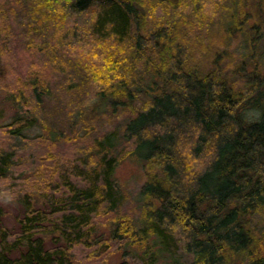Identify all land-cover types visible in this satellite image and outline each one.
I'll return each instance as SVG.
<instances>
[{
	"label": "trees",
	"instance_id": "obj_1",
	"mask_svg": "<svg viewBox=\"0 0 264 264\" xmlns=\"http://www.w3.org/2000/svg\"><path fill=\"white\" fill-rule=\"evenodd\" d=\"M206 1L222 0H152L157 15L146 0L0 1L1 16L24 20L30 55L24 68L6 62L16 30L1 23L15 112L0 126V264H104L118 252L115 264H264V0L226 1L229 43L204 63ZM55 17L71 22L62 44ZM80 41L97 57L78 77L62 48ZM67 69L75 78L57 92L52 70ZM71 92L82 106L62 101ZM127 158L145 176L134 192L115 177Z\"/></svg>",
	"mask_w": 264,
	"mask_h": 264
},
{
	"label": "rangeland",
	"instance_id": "obj_2",
	"mask_svg": "<svg viewBox=\"0 0 264 264\" xmlns=\"http://www.w3.org/2000/svg\"><path fill=\"white\" fill-rule=\"evenodd\" d=\"M2 1V0H0ZM227 0H222L219 4V7L215 8L214 5L208 1H206L204 3V7H203V11L198 12V14H202L203 16L206 17V19H211L212 22H207V24H203V26L205 28H209V32L207 33V39L210 40V43L206 44V45H200V49L202 50L204 56H200V60L205 62H209V60L211 59L210 57L218 50L223 51L226 46L228 45L229 41L226 40V32L223 30V27L221 24H219L221 22L222 18L224 17V14L226 11H224V9L226 7L223 8L224 4L226 3ZM146 2H152V0H146ZM151 4V10L153 8L154 13L157 15L159 14L160 10L163 11V9L161 8V6L154 4V3H150ZM22 7V6H21ZM25 6H23L24 8ZM27 9V10H26ZM23 9V12L26 10L28 11V8ZM25 11V12H26ZM22 13V11H19ZM2 19V20H1ZM14 17L10 16H4V15H0V25L1 23H3V26L1 27H6V25H13L16 33H14L11 37H10V41H12L11 44V48H12V52L10 57L8 56V52L7 55L5 57L6 62H9L11 60L15 61L16 58H22V66L23 68L25 67V57L28 58V60L30 59V55L27 52V45L25 44V36L23 33V22L24 20L20 21L22 24H15L14 22ZM53 23L57 22L58 23V30H56L55 32L50 31V33H52V40H60V44H62L61 39L64 37L65 33H66V28L67 26H69V24H71L70 21H65V19L63 20L61 17L59 18H53L52 19ZM251 21V20H250ZM252 22V21H251ZM81 23L83 25V22H78ZM23 25V26H22ZM80 26V25H79ZM79 30H82V27H79ZM87 35V34H86ZM206 35V32H205ZM109 38H112L109 36ZM86 39H88V36L86 37ZM242 41V36L241 34H238V37H233L230 41L229 44V48H228V54H236L239 52L240 49V45ZM101 44H103V46L108 47L109 49L107 50V53H110L111 50L110 48L114 49L112 46L115 45V40L113 39H107V40H101L99 41ZM79 43V42H78ZM78 43L76 42V44H70L68 45L67 43L64 45V47L62 48L65 52H67V54L69 55L70 59L73 60L74 63L77 64V66H79L82 71H80L81 75L78 77H81L82 74H84V67H86L87 65H90V62L95 61L96 59V55L87 52L86 46L88 44H91L92 42H85V41H80V43H82L81 45H78ZM86 43V44H84ZM95 43H97L95 41ZM212 43V44H211ZM264 43V38L261 40V44ZM8 49V47H6ZM260 48L262 49L263 46L260 45ZM6 49V50H7ZM212 49V50H211ZM8 51V50H7ZM13 53V54H12ZM22 56V57H21ZM12 57V58H11ZM85 65V66H84ZM22 66L20 69H22ZM107 70V68H106ZM20 71V70H19ZM45 73L47 74L48 72V67L44 70ZM109 71V70H108ZM147 73V72H146ZM52 74H56V76H54L53 78L55 79L54 81V86H61L59 88L54 87V89L58 92V90L61 91L62 87L65 88V86L62 85H66L68 84L69 79L67 77H69L70 75L72 76V78L75 76H73V72L70 71V73L67 71H63V72H57L52 70ZM68 80V81H67ZM6 87L3 84H0V126L4 125L6 122L10 121L15 109L12 106V103L7 100L6 98V91H5ZM8 89V88H7ZM65 91V90H64ZM67 92V91H65ZM72 94V92H71ZM74 95V94H72ZM70 95V97L72 96ZM66 97V96H65ZM73 98L70 99L68 98L67 100H65V98H62V101L66 103L67 101V106L70 107L73 104L74 105H78L79 103L83 104L84 101V94L80 95H74L72 96ZM79 100V102L77 103V101ZM82 104L80 106H82ZM50 106V105H49ZM77 106V107H78ZM48 107V105H47ZM125 112H122L121 114H123ZM104 117V116H103ZM109 119V118H108ZM96 127L97 124H94ZM3 129L0 128V144L1 142H7V138L5 136V134L3 133ZM41 130L39 128H31L29 131H27V133L29 135H36L38 133H40ZM79 137V134L77 135ZM81 137L78 138L79 143L80 141H82ZM33 145L36 144V141H33L32 143ZM62 148V147H61ZM75 149V145L73 142L69 141L68 143H64V150H66L65 152H67V155L69 153V155L72 154L71 151H74ZM38 151L37 149H34L33 147H31L29 149L28 152H33V151ZM44 153V152H41ZM115 177L118 179V182L124 186L127 189H130V191L134 192L136 190V186H138L141 182H143L145 180V176H144V172L141 168V165H139L134 159H130L127 158L124 161H122L116 168L115 170ZM3 205L6 207L7 212L9 213L6 216L5 222L9 227H14L17 225L16 220H15V214L17 213V208L15 206L14 203H12V201H5L2 202ZM120 261V252L118 253H113L110 257H108V259L106 260V262H104V264H115L117 262Z\"/></svg>",
	"mask_w": 264,
	"mask_h": 264
}]
</instances>
